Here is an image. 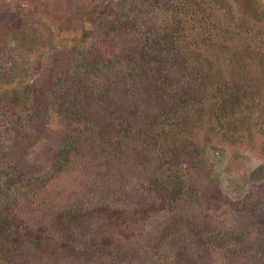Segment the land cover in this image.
Returning a JSON list of instances; mask_svg holds the SVG:
<instances>
[{"label":"trees","instance_id":"16d2710c","mask_svg":"<svg viewBox=\"0 0 264 264\" xmlns=\"http://www.w3.org/2000/svg\"><path fill=\"white\" fill-rule=\"evenodd\" d=\"M22 1L47 17L58 0ZM79 16L78 65L68 53L38 90L20 67L0 74V113L36 131L0 157V264H264L262 0H100ZM13 24L18 42L43 40ZM213 149L231 175L247 154L263 162L242 198L224 193Z\"/></svg>","mask_w":264,"mask_h":264},{"label":"rangeland","instance_id":"374dc122","mask_svg":"<svg viewBox=\"0 0 264 264\" xmlns=\"http://www.w3.org/2000/svg\"><path fill=\"white\" fill-rule=\"evenodd\" d=\"M96 1L99 2L100 0H58L57 7H51L47 17H44V12L40 6L34 5L33 8H28V5H26L23 9L20 6V2H24L22 0H7L6 3H1L0 7L3 5L10 14L0 15V74L4 76L14 68L20 67L19 70L28 71L26 82L38 90L44 84V82L42 84V81L48 80L52 65L60 64V58L72 53L70 64L78 65L80 61L77 58L80 57L79 54L83 53L80 49L75 51L72 47L73 44L69 42L79 34L75 32L77 27L71 25L70 22H79V15ZM262 2L264 4V0ZM7 3L10 4L9 6L12 9H9ZM57 13L59 15L67 14L69 21L64 22L63 18L58 16ZM17 14L21 17H18ZM56 19L61 20L59 24H54ZM26 21L30 25L28 27L34 28L39 32V36H43V40L37 42L35 47L33 44L28 45L17 40L18 35L15 33L16 29L13 22H17L18 25L20 23V26H23ZM32 46L34 49H32ZM60 55L62 56L60 57ZM72 71L74 72L71 73L77 76V71ZM67 74V72L63 73L61 78L58 79V82H60L56 88L58 91L64 90L67 83L71 85L73 82L74 77ZM27 116L16 115L14 117L11 114L4 115L0 113V157L8 153L9 148L19 145L20 141H24L23 144L30 142L29 145L34 143L36 138L33 136L36 131L30 122L31 117L27 118ZM32 117L36 118L33 115ZM58 123H61V121H58ZM66 129L64 123V126L58 124L51 131L44 130L48 135L40 136V146L34 151L35 154L31 158V163H29L33 170H36V168L38 170L42 168L43 170L48 167L53 155L63 146ZM29 133L32 135L31 138L25 137L24 140L20 137ZM210 155L221 176L222 189L232 200H238L247 193L248 184L253 182L252 174L263 165L262 161L251 154H247L241 161L245 166L244 171L240 170L231 175L226 171L231 162V153L228 150L213 149L210 151ZM2 168L3 166L1 167L0 164V182H4L3 178L5 176V173L2 174L1 172ZM216 215L226 218L229 211L225 208L217 212Z\"/></svg>","mask_w":264,"mask_h":264}]
</instances>
